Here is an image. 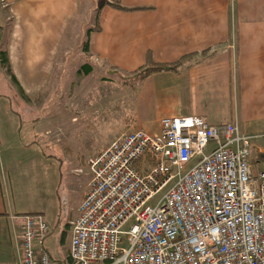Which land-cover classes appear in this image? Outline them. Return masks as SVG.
Wrapping results in <instances>:
<instances>
[{"label": "crops", "instance_id": "1", "mask_svg": "<svg viewBox=\"0 0 264 264\" xmlns=\"http://www.w3.org/2000/svg\"><path fill=\"white\" fill-rule=\"evenodd\" d=\"M3 1L6 6H0V264H18L21 215L38 214L45 218L47 211L43 200L42 204L36 201V195L21 194L26 181L20 179L13 162L28 156V147L18 141L20 120L15 106L54 91L53 77L62 63L58 60L62 44L83 0ZM121 2L133 11L108 5L95 10V22L89 27L94 31L88 39L93 62L111 73H131L148 65L180 66L177 72L154 74L134 88L133 116L115 139L132 128L157 134L161 119L179 116L201 117L212 126L236 123L239 133L248 137L264 134V0ZM2 53H7L15 81L6 72ZM32 158L45 162L49 156L37 149ZM40 195L44 196L42 192ZM76 216L64 225L59 239L62 246ZM50 218L52 225L55 218ZM45 239L34 246L42 245L53 262H63L70 256V236L64 253L57 251L58 257H64L61 260L52 256L44 245Z\"/></svg>", "mask_w": 264, "mask_h": 264}, {"label": "built area", "instance_id": "2", "mask_svg": "<svg viewBox=\"0 0 264 264\" xmlns=\"http://www.w3.org/2000/svg\"><path fill=\"white\" fill-rule=\"evenodd\" d=\"M256 139L264 134L195 116L163 118L157 134L132 128L117 137L87 159L91 179L70 225L73 264H264ZM20 219L18 264H53L34 246L48 234L42 217Z\"/></svg>", "mask_w": 264, "mask_h": 264}, {"label": "rangeland", "instance_id": "3", "mask_svg": "<svg viewBox=\"0 0 264 264\" xmlns=\"http://www.w3.org/2000/svg\"><path fill=\"white\" fill-rule=\"evenodd\" d=\"M101 2L82 1L76 21L62 44L58 57L62 63L53 77L52 94L44 93L29 103L23 101L18 107L12 103L20 120L18 141L28 147V156L13 162L20 179L26 181L21 194L36 195L40 204L44 201L47 213L42 219L50 228L44 245L57 260L64 259L58 257L57 251L64 253L70 236L67 235L62 246L59 239L64 225L77 214L91 179L87 159L112 142L129 126L133 116L136 93L131 83H125L128 73L105 72L98 64L85 59L81 50L85 32L94 24L95 10ZM84 65H89L91 70L86 72ZM59 83L61 88L57 87ZM253 143L264 148L261 139ZM37 149L49 156L45 162L32 158ZM50 216L55 218L52 225Z\"/></svg>", "mask_w": 264, "mask_h": 264}, {"label": "trees", "instance_id": "4", "mask_svg": "<svg viewBox=\"0 0 264 264\" xmlns=\"http://www.w3.org/2000/svg\"><path fill=\"white\" fill-rule=\"evenodd\" d=\"M108 5L111 6L114 9L121 10V11H133V9H128L125 6L122 5L121 0H102V2L99 4V9L103 6ZM1 6V4H0ZM94 31V28H88L85 32L86 38L82 42V53L86 56V59L93 62L92 57L89 54V35L91 32ZM3 56V65L6 68V72L12 77V79L15 81V78L11 72L10 64L7 58V53H2ZM94 63V62H93ZM180 63H170V64H159V65H148L146 67H141L137 69L136 71H133L131 73H128V76H126L125 83H131V85L135 88L139 86L144 80L149 78L150 76L162 72H177L179 69ZM82 68L86 69V72L90 71L91 67L89 65H84ZM79 74H81V70H77ZM62 84V83H61ZM26 215H38V214H26ZM21 215V216H26ZM53 264H73L70 256L65 259V261H54Z\"/></svg>", "mask_w": 264, "mask_h": 264}]
</instances>
